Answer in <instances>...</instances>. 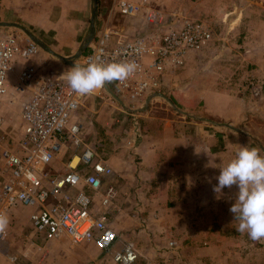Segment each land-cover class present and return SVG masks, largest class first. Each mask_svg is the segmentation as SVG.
<instances>
[{"label":"crops","instance_id":"1","mask_svg":"<svg viewBox=\"0 0 264 264\" xmlns=\"http://www.w3.org/2000/svg\"><path fill=\"white\" fill-rule=\"evenodd\" d=\"M211 1L231 4V7L223 8L224 18L230 17L238 20V23L244 18L255 17L247 13L245 8L239 7V3L251 4L255 12V3L264 6L263 1L256 0ZM138 15H133L132 21L135 23L128 29L139 33L135 36L144 35V32L159 29L163 25V20L156 15L153 21L141 12ZM91 18V0H0V19L24 24L36 29L38 34L52 37L57 44L54 48L59 51L79 50L84 34L89 31ZM100 19L99 16L98 21ZM109 23L104 29L116 31ZM251 32V35L255 34V30L251 29ZM217 49L216 46L208 47L204 52L191 53L181 72L170 71L166 74L158 91L149 94L139 104L134 103L137 106L116 109L123 111L125 117L134 120V123L129 125L130 134L126 137L128 144L124 145L127 149L115 144L107 146L111 152L103 159L111 166L112 172L104 180H110L109 183L118 189L111 225L120 235L135 242L140 252L138 263L135 264H172L165 257L176 250L175 258L184 257L189 264H193L197 257L199 264H227L229 261L236 264H264V241H253L246 233L236 231L239 221L234 220V215L229 211L235 202L236 189L225 188L219 198L213 191V186L218 183L220 168L233 159L241 147H255L264 155V140L260 144L245 128L239 130L218 124L223 121L238 126L244 122L250 129L251 122L246 120L254 113L250 114L249 98L242 88H238L235 78L244 63L249 64L247 67L252 70V63L264 66V57H261L264 48L254 44L245 47L244 52L237 54L241 56L240 59L229 62L232 68L226 75L215 67L210 68V55ZM208 57L209 61L206 62ZM17 59L24 58L17 56ZM67 66L70 69L58 70L65 78L75 65ZM248 73L259 77L258 70ZM19 75L20 72L16 80ZM11 90L13 92H7L0 102L11 108L6 124L14 126L20 120L25 96L16 87L12 86ZM110 90L116 93L113 84H109L101 92L83 96L78 110L81 121L91 132V146L94 149L104 144L102 141L107 136L104 138L103 135L112 125L110 116L115 110L111 107H94V100L97 97L108 100L107 96H111L124 106L133 102L117 93L114 96ZM161 94L180 108L203 116L187 120L175 109L164 108L167 110L165 114L147 115L152 117L153 125L143 130L138 121V117L145 113L142 106L150 98L148 104L152 106L155 101H166ZM60 168L64 169V166ZM131 198L135 200V210L131 205L126 207V202ZM148 205L153 217L140 219L138 210ZM11 214L17 216V211L13 209ZM131 214H135L134 218ZM167 228L170 235L162 234ZM3 237L0 236L1 242ZM28 238L32 239L28 245L39 242V264H118L111 251L99 248L94 242L75 244L69 238H62L49 241L46 245L54 250H46V246L42 247V239L33 241L34 235ZM173 240L177 241L180 249L169 245ZM120 245L119 242L117 246ZM1 252L0 249V255Z\"/></svg>","mask_w":264,"mask_h":264},{"label":"built area","instance_id":"2","mask_svg":"<svg viewBox=\"0 0 264 264\" xmlns=\"http://www.w3.org/2000/svg\"><path fill=\"white\" fill-rule=\"evenodd\" d=\"M114 7L123 15L140 11L130 0H114ZM155 17L147 16L150 21ZM211 38L212 31L204 22L192 20L164 33L134 39H119L115 30L105 28L82 57V65L97 59L104 63L134 60L139 65L134 76L111 84L119 96L140 102L161 88L168 72L184 67L191 50L202 48ZM26 41L22 45L15 33L0 27V99L8 92L16 57L31 60L38 54V44ZM16 83L25 96L19 122L5 126L6 112L0 107V128H7L0 138V213L10 217L17 206L31 207L32 226L45 241L94 242L111 251L116 263L135 264L140 255L135 242L111 225L110 209L118 195L116 186L104 180L111 174V166L86 144L76 155V164V156L69 163V172L53 175L49 169L67 139L78 145L83 141L82 121L73 120L83 96L72 91L58 70L34 63L23 68ZM81 166L88 170L79 171ZM69 188L77 191L70 195ZM93 194L101 196L102 209L95 208Z\"/></svg>","mask_w":264,"mask_h":264},{"label":"rangeland","instance_id":"3","mask_svg":"<svg viewBox=\"0 0 264 264\" xmlns=\"http://www.w3.org/2000/svg\"><path fill=\"white\" fill-rule=\"evenodd\" d=\"M134 3L138 4L141 7V11L137 12L136 15L139 17L138 14L140 12L145 15V17L148 16L149 13L155 14L157 17H159L160 20H163L161 24V28L155 29L153 31H150L148 33L144 32V35L147 34H153L154 32L157 33H164L166 30H168L171 27H179L182 23H184L186 20H192V21H199L204 22V24L212 31V38L210 41H208L202 48L198 50H191L186 57V64L189 60V56L191 53H201L204 52L208 47H217L218 49L213 52L210 55L211 60V66L210 68L215 67V69L222 71L224 75L229 74L231 71L232 66L229 65V62L236 58L240 59L241 56H237V54L244 52L245 47L249 46L250 44L254 45H261L262 48H264V6L263 4L255 3L254 9L257 10L255 12L253 10V6L251 4L247 3H239V7L245 8L247 10V13H249L251 16H255L254 18L247 17L242 20H233L230 17H225L223 14V8L231 7V4L229 3H221L218 1H211V0H175L174 1H165L161 0L162 2L158 0H130ZM200 1H203L200 3ZM256 1H263L264 0H256ZM99 2V15L101 19L98 21L97 24V32L95 34L94 39L89 44L88 48L83 52L80 58L76 59L75 62L77 64L82 65V57L87 54L90 45L96 40L97 35L104 29L106 26V23H109V25H113L117 32V37L119 39H134L139 35V33H133L134 31L128 30L130 26H133L135 22L132 21L133 15H125L123 16L116 7H114V0H98ZM236 4H233L235 6ZM262 10V11H261ZM259 11V12H258ZM262 14V17H261ZM135 15V14H134ZM148 19V18H147ZM158 19V18H157ZM0 21L4 22H10L5 19H0ZM166 27H165V26ZM91 24L89 25L90 28ZM4 28L5 30L11 31L15 33L16 37L18 38L19 42L24 45L26 44V40L33 41L30 36L23 31L20 28L13 27V26H0ZM125 29H120L124 28ZM257 27V28H255ZM29 28V27H28ZM32 30L38 37L43 39L49 46H51L54 50H56L54 47L57 46L56 40L52 39V37H47L42 34H38L35 30L29 28ZM251 29L255 30V34L251 35ZM99 31V32H98ZM88 32V31H87ZM86 34H84V39L86 38ZM142 36V35H140ZM83 39V41H84ZM249 44V45H248ZM231 47V49H227V47ZM236 49V50H235ZM60 54L68 57H73L78 51H59ZM207 52V51H206ZM68 54V55H67ZM261 57H264V53H261ZM17 59V57H16ZM209 61V57L206 60V62ZM34 63L38 66H45L48 68H54L56 70H60L63 68L70 69L68 63L63 61L62 59L58 58L57 56L52 55L51 53L45 51L43 48L39 46V51L36 56H34L31 60L26 59H17L15 61V66L13 67V70L10 73L9 76V85H8V93L10 94L13 92L12 86L15 87L17 83L16 75L21 73L23 68L30 64ZM184 65V67L186 66ZM254 66V70H258V76H253V74L248 73L251 71H254L250 69V67H247V63H244V65H239V73L238 76L236 75L235 82L237 83L238 88L243 89V93H246V96L249 98V104L252 111H249L250 114H253V116H248L247 121H250V129H248L244 122L242 124H239L238 126H234L232 128L244 130L249 134H251V137L257 138L261 143L262 140H264V66H258L255 63H252ZM61 67V68H60ZM183 67V68H184ZM247 67V68H246ZM72 69V68H71ZM242 71V72H241ZM16 72H18L16 74ZM175 72V71H174ZM181 72V69L176 71L175 73ZM16 80V81H15ZM224 82V81H223ZM234 83V82H233ZM107 94L106 92H104ZM116 94V93H115ZM107 96V95H106ZM119 96V95H118ZM8 97V96H7ZM111 97V96H110ZM107 96L108 100L104 97H97L94 100V107H111L114 108V114L111 115L112 119L110 120V123L112 124L109 127V130L106 132V135L104 134L103 137L106 139H103L102 142L104 144L98 148H96V152L99 158H104L109 156V149H107V146H113L120 145L121 147L127 149V146H124L128 144V134H130V126L133 125L134 120H131L130 118L125 117V113L123 111L116 110L118 108H128L137 106L134 103L139 102H131V104H128L127 106L121 104L119 101L116 100V98ZM3 96L1 97V99ZM0 99V100H1ZM171 100V99H170ZM2 101V100H1ZM172 101V100H171ZM141 102V101H140ZM160 102V103H159ZM133 103V104H132ZM142 104V103H140ZM91 105V104H90ZM87 106V105H86ZM0 107L3 108V111L6 112V117L8 118L9 112L11 108H8L0 102ZM145 110V113H142L140 117H138V121L141 123V126L143 127V130L146 128H149L153 125L152 123V117H149L151 115H161L165 114L167 112L166 109L168 108L170 110L175 109L180 115L185 116L187 120L193 119V118H200L203 115H196V113L189 112L192 115L195 116H188L187 114L180 112L176 110V108L173 106L171 102H169L167 99L166 101H155V104L152 106L151 104H147L142 106ZM182 109V108H181ZM184 110V109H183ZM171 112V111H170ZM144 114V115H143ZM149 114V116H147ZM81 118L78 115V112L76 116L73 118V120ZM118 119H120L118 121ZM204 120L208 118H203ZM213 122L212 120H209ZM215 122V121H214ZM218 123V122H216ZM83 127H82V143L75 144L71 139H67L65 143L62 146L61 151L57 155L56 159L51 163V167L49 166V169L51 172H54L56 174H65L66 172L70 171V167L68 166L69 163L73 160V158L76 155H80L84 149L85 145H91L92 138L90 136L91 132L88 131L87 126L85 125V122L82 121ZM221 125L229 124L224 123L221 121V123H218ZM130 125V126H129ZM231 125V124H230ZM5 126L7 124L5 123ZM230 127V126H228ZM238 127V128H237ZM7 131L6 127L0 128V138L5 132ZM253 134V135H252ZM98 135V134H97ZM255 135V136H254ZM100 136V134H99ZM101 137V136H100ZM91 139V140H90ZM126 139V140H125ZM78 159L75 160L74 164ZM64 163V164H63ZM61 166H64V169L60 168ZM84 169V170H83ZM88 168H83L82 166L79 168V171H87ZM106 183H109L110 180L106 179ZM83 185V182L80 183L79 187ZM69 194H74L77 191V188H69L68 189ZM118 196V195H117ZM61 197V195L59 196ZM100 195L93 194V202L95 208L97 210L102 209L100 204ZM132 200H128L126 202L127 208H129V205L133 206V209L135 210V200L134 198H131ZM56 200L53 199V202ZM148 206H145L143 209L138 210V217L140 219H143L144 217L146 219H150L153 217L150 210H148ZM114 205L111 206L110 212H111V218L113 213ZM15 211H17V216L14 214H11L9 219L10 223L6 230V235L2 238L3 242L0 241V249L1 257L0 263L2 264H39L41 253L40 248H37L39 245V242L34 243L32 242L30 245V241L32 239H29L28 236L31 238V236L34 235L33 241H36L37 239H42L44 242L42 243V247H47L49 250L51 249L46 244L49 241H45L42 237L38 236L36 231L34 230L32 223L30 221V214L32 211L31 207L26 206H17L14 208ZM150 212V213H149ZM143 214V215H142ZM134 218L135 214H131ZM137 218V217H135ZM162 234L170 235L169 228L164 229ZM128 238V237H127ZM129 239V238H128ZM30 240V241H29ZM182 246V243H179ZM171 247H174V249H180V247L177 244V241L173 240L169 243ZM29 247V248H28ZM30 249V251H28ZM48 250V251H49ZM178 251V250H176ZM175 251V252H176ZM168 254L166 255L165 259L167 258V261L171 262L172 264H189V262H186V259L184 257L176 259L177 257L176 253ZM3 255V256H2ZM139 259V258H138ZM199 258H195V261L193 264H199ZM228 262V260H227ZM138 263V260H137ZM232 262L229 261L227 264H231ZM232 264H236L235 262ZM238 264V263H237Z\"/></svg>","mask_w":264,"mask_h":264},{"label":"clouds","instance_id":"4","mask_svg":"<svg viewBox=\"0 0 264 264\" xmlns=\"http://www.w3.org/2000/svg\"><path fill=\"white\" fill-rule=\"evenodd\" d=\"M133 61L104 63L90 60L67 72V83L80 96L93 95L113 82H125L138 71ZM218 183L213 186L219 198L225 188L236 189L235 202L229 211L238 220L236 231L253 241H264V155L255 147L243 146L220 168ZM10 219L0 213V236L6 235Z\"/></svg>","mask_w":264,"mask_h":264},{"label":"water","instance_id":"5","mask_svg":"<svg viewBox=\"0 0 264 264\" xmlns=\"http://www.w3.org/2000/svg\"><path fill=\"white\" fill-rule=\"evenodd\" d=\"M91 12H92V18H91V26L89 28V31L86 35V38L84 39V41L82 42L78 52L75 54V56L73 57H68V56H64L62 54H60L59 52H57L56 50H54L51 46H49L43 39H41L40 37H38L32 30H30L26 25L18 23V22H4V21H0V26H13V27H17L22 29L23 31H25L30 38L38 44V46H40L41 48H43L45 51L51 53L54 56H57L58 58L62 59L63 61H65L68 64L71 65H80L77 64L75 62L76 59L80 58L81 55L83 54V52L88 48L89 44L91 43V41L94 39L95 34L97 32V24H98V15H99V2L98 0H91ZM110 92L115 96V93L110 90ZM163 95V94H161ZM169 102H171L173 104V106L176 108V110L183 112L189 116H195L190 114L189 112L181 109L177 104H175L173 101H171L167 96L163 95ZM151 100V98L148 100L147 104L149 103V101ZM197 117V116H195ZM228 125L230 127H233L230 124H225ZM255 138V137H254ZM260 144L261 142L255 138Z\"/></svg>","mask_w":264,"mask_h":264},{"label":"bare ground","instance_id":"6","mask_svg":"<svg viewBox=\"0 0 264 264\" xmlns=\"http://www.w3.org/2000/svg\"><path fill=\"white\" fill-rule=\"evenodd\" d=\"M77 159V156H76V158H75V160ZM75 162V161H74ZM74 164V163H73Z\"/></svg>","mask_w":264,"mask_h":264}]
</instances>
